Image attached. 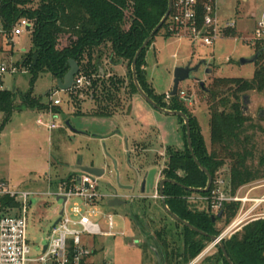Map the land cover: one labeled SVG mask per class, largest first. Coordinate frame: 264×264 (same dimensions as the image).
Returning <instances> with one entry per match:
<instances>
[{"label":"rangeland","instance_id":"374dc122","mask_svg":"<svg viewBox=\"0 0 264 264\" xmlns=\"http://www.w3.org/2000/svg\"><path fill=\"white\" fill-rule=\"evenodd\" d=\"M263 11L264 0H224L223 4L220 1L217 9L219 22L234 21L235 26L232 28L234 33L227 35L223 33L213 44L206 45L202 42L193 44L187 38L166 37L161 29L145 50L148 62L147 83L155 92L153 84L165 100L169 99L174 68L199 64L197 70L192 73V79L179 82L178 94L185 93L186 99L181 101L188 112L197 119L207 147L210 146L209 98L199 83L204 82L207 89L216 77L246 79L252 77L255 63L242 65L239 59L250 58L255 54L254 44L246 39L252 36L255 21L263 16ZM30 46V31L15 37L14 43L0 39V61L17 66L15 72L4 75L3 86L15 88L17 93L31 91L32 96L43 101L47 111L52 112L36 109L15 111L3 126V115L0 113V180L20 190L43 192L41 196H30L32 204L27 213V238L31 248L40 251V247L46 243L48 233L57 217L55 213L62 208V200H55L51 193L58 190L63 182L70 183V178L78 173L75 165L80 160L83 164L105 168L104 175L98 179L96 189L100 197L95 205L99 216L95 221L99 223L102 231L108 230L103 215L111 214L114 222L113 236L82 237L90 249H94L90 261L105 264H154V254L144 249L141 244L143 242L139 243L140 235L131 219V213L140 215L150 233L162 227L174 232L170 240H175L173 246L175 248L180 246L182 240L179 234L180 226H177L175 220L163 209L155 191L138 200L127 199L124 204L114 207L107 205V196L113 189H118L120 193L138 195L139 184L136 181L135 168H138L139 163L156 159L155 165L158 170H162L167 163V155L160 156L165 147L183 149L182 118L158 111L138 92L131 95L132 92L127 86L130 76L126 62L125 73H115L124 79L123 87L116 96L120 103L116 113L111 117L92 116L87 112L93 108L94 103L82 94L80 89L67 91L55 89L56 79L50 72L39 73L35 82L30 84V71L19 65ZM208 68L210 73H207ZM115 69L118 73L122 72L119 67ZM71 93L78 99L72 98ZM246 94L249 103L243 104L241 99L244 113L251 117L252 124L261 128L248 130L253 137L256 155L252 163L256 164L258 155L264 151V115L261 116L263 119H259L260 110L264 111V90H250ZM56 98L60 99L59 105L52 104ZM15 103L18 104L19 100L16 99ZM74 111H79V114ZM38 118L45 122L52 120L56 127L48 130L37 123ZM152 124H159L164 128L166 141L160 140L155 128H149ZM147 138L151 140H146ZM135 142H140L136 144L137 155L133 148ZM112 159L117 161L119 183L132 184L130 191H123L117 187V175L113 169ZM228 169V164L224 165L217 172V177L228 180ZM262 180L264 178L250 183H259ZM263 191L259 188L254 190L252 195H260ZM46 192L50 195L44 194ZM240 192L243 194L244 189ZM200 195L193 193L190 196L197 199ZM193 203L198 208L205 210L207 208L200 200ZM74 205L81 206L82 198L70 197L65 204V213L72 215L71 208ZM224 225L221 221L217 222V228ZM210 245L211 241L207 242L205 248ZM211 248L216 250V246Z\"/></svg>","mask_w":264,"mask_h":264},{"label":"trees","instance_id":"16d2710c","mask_svg":"<svg viewBox=\"0 0 264 264\" xmlns=\"http://www.w3.org/2000/svg\"><path fill=\"white\" fill-rule=\"evenodd\" d=\"M167 7L168 0H0V23L8 32L18 18L26 17L29 20L31 46L19 65L30 71L31 85L41 72H50L55 79L62 78L69 68L68 60L73 59L79 65V73L91 78V84L80 89L82 94L94 103L87 113L95 117H111L119 108L120 103L116 96L123 87L124 79L115 74L107 77L100 73L103 57L107 54L113 64L126 62L130 76L127 86L132 92L131 95L135 94L137 89L132 78V60L145 38L162 19ZM198 10L201 19L202 10ZM161 29L164 36H171L168 31V19L155 35ZM224 33L232 34L234 30L228 28ZM151 41L136 61L139 85L160 107L179 110L187 115L194 155L212 176L208 192L188 189L204 188L207 176L190 154L186 127L181 119L184 147H167V163L162 173L164 177L183 186L166 183L163 188L165 203L180 219L208 235H219L236 216L239 203H225L221 215L212 220V213L198 208L196 204L188 201L187 197L193 193L208 195L217 172L226 164L229 168L228 182L232 192L247 183L264 178V151L258 155L257 163H252L256 155L252 134L248 133L250 128L259 126L251 123L252 119L244 113L241 101L242 96L250 90H264V41H256L254 44L257 60L254 62L255 69L251 78L216 77L211 86L204 90L209 98V147L205 144L197 119L188 112L184 102L178 96H171L166 101L162 94L154 92L147 83L143 66L145 50ZM35 54L37 57L34 60ZM72 94V98L78 99ZM16 99L19 100L18 104L15 103ZM44 104L40 99L33 97L31 91L17 93L11 88L0 89L2 126L10 120L15 111H47ZM74 113L79 114V111ZM259 119L263 117L260 116ZM131 219L135 227L140 228L146 235L147 240L142 244L144 249L150 250L149 247L152 246L160 256V264H188L203 251L207 242L211 241L208 235L199 234L181 222L174 221L180 226L179 234L182 237L180 246L175 248V240H170L175 233L171 230L162 227L148 234L138 215L131 214ZM220 221L225 225L217 228V222ZM222 242L233 264H264V219L244 224ZM201 264L229 263L216 246L215 253L205 257Z\"/></svg>","mask_w":264,"mask_h":264},{"label":"built area","instance_id":"2783aa9c","mask_svg":"<svg viewBox=\"0 0 264 264\" xmlns=\"http://www.w3.org/2000/svg\"><path fill=\"white\" fill-rule=\"evenodd\" d=\"M220 0H171V10L167 17L168 31L171 36L187 38L193 44L202 42L206 45L213 44L216 39L222 37L228 28H234V21L220 23L217 9ZM202 10V18L199 19L198 9ZM262 17L255 21L252 36L247 41L255 44L256 41H264V11ZM28 27V28H27ZM30 22L26 17L18 18L7 30L0 23V39L14 43V38L25 31H30ZM24 50V49H23ZM17 66L0 61V89H4L2 79L8 72H15ZM91 84V78L78 73L74 77V85L70 90L83 89ZM180 99H186L185 93L178 94ZM53 105H59L60 99L56 98ZM52 113L50 110L47 111ZM37 123L51 130L56 127L54 121L45 122L41 118ZM69 184L63 182L58 190L52 192L55 200L62 197V208L58 210L56 219L48 233L45 244L40 251L32 249L27 238L28 209L32 204L30 196H41V191L20 190L10 186L8 182L0 180V264H105L90 261L94 249H90L88 243L83 240L88 236H113L114 225L112 215H103L108 230L102 231L95 218L99 217L95 205L99 199L96 193L98 178L86 173L74 174ZM264 190V180L259 183H247L234 192L231 191L228 180L216 177L213 187L208 195L197 199L188 196L190 202L200 200L207 206L206 210L216 215L224 207L225 203H239L236 216L218 236L223 240L230 237L244 224L264 219V191L260 195H252L257 189ZM156 189V188H155ZM244 189L243 194L241 190ZM44 194L50 195L49 192ZM156 196L159 197L157 190ZM72 196L81 197L82 205H74L71 208L72 215L65 213V204ZM119 197L116 193L107 196L108 199ZM57 200V201H59ZM83 207L88 208L84 210ZM62 211V213H60ZM211 247L216 246V241L211 242ZM192 264V263H189Z\"/></svg>","mask_w":264,"mask_h":264},{"label":"water","instance_id":"95a60500","mask_svg":"<svg viewBox=\"0 0 264 264\" xmlns=\"http://www.w3.org/2000/svg\"><path fill=\"white\" fill-rule=\"evenodd\" d=\"M171 10V0H168V7L167 10L165 12V14L163 15L162 19L158 22V24L151 30V32L149 33V35L145 38V40L143 41L142 45L137 49L134 58L132 60L131 63V72H132V78H133V82L134 85L137 89V92L150 104L152 105L154 108H156L158 111L167 113V114H172V115H178L179 117H181L184 120V124L186 127V141H187V146L188 149L190 151V154L194 160V162L196 163V165L206 174L207 176V182H206V186L204 188H188L190 190L193 191H197V192H208L212 183V176L209 173V171L203 167L198 159L196 158V156L194 155L193 149H192V145H191V138H190V126H189V120L188 117L185 113H183L182 111L179 110H169V109H165L160 107L159 105H157V103H155L144 91L143 89L140 87L139 82L137 80V76H136V61L140 55V53L143 51V49L148 45V43L151 41L152 37L155 35V33L158 31V29L162 26V24L164 23V21L167 19L169 13ZM28 28V27H27ZM37 54L34 55V60L36 59ZM257 60V54L252 55L250 58H245V57H241L239 59L240 64H245V63H254ZM68 64H69V68L66 71V73L63 75L62 78H58L56 79V86L55 89H60L62 91H67L70 90L72 88V86L74 85V77L79 73V65L78 63L73 60V59H69L68 60ZM199 67L198 65L195 66H191L190 64H187L185 66H177L174 68L173 70V80H172V86H171V90L169 92V95L174 96L177 94V90H178V84L179 82L186 80V79H192L193 75L192 73L194 71L197 70V68ZM207 73H210V69H207ZM200 87L202 89L205 90L204 87V82H200L199 83ZM7 90L10 89V87L6 88ZM11 90L14 91V88H11ZM242 100H243V104H247L249 103V97L247 94H244L242 96ZM243 110H244V105H243ZM259 115L262 116L264 115V111L260 110ZM108 155V154H107ZM113 161V169L116 172L117 175V187L119 189H128V186L125 185H121L119 183V172L117 169V161L115 159H112ZM75 169H77L80 173H86V174H90L92 176H95L97 178H100L104 175L105 173V168L104 167H98V166H91V165H85L82 164V162L80 160L77 161L76 165H75ZM154 173H155V169H150L148 174L146 175V178L144 179L143 184L146 186V188L142 189V191H146L149 192L150 190H154ZM166 183H173L179 186H183L182 184H180L179 182L170 179V178H162L160 179L159 183H158V193H159V198L161 199V204L163 209L166 211V213L175 221H179L181 222L183 225H185L186 227H188L190 230L196 231L199 234L202 235H208L207 233L199 230L198 228L194 227L193 225H191L190 223H188L185 220L180 219L177 215H175L173 212H171L169 210V208L167 207L165 200H164V195H163V188L164 185ZM114 190V189H113ZM57 200H59V197H57ZM62 200H65L64 197H62ZM125 201L123 199H120L119 197H112L110 199H108L107 201V205L110 207H114L116 205H120V204H124ZM60 213H62V211H60ZM221 215V211H219L216 215H212V220L215 219L216 216H220ZM209 238L211 239V241H216V246L220 248V250L223 253L224 258L226 259V261L229 264H233L230 260V258L228 257L223 242L221 239L218 238L217 235H208ZM150 251L153 252V254L155 255L156 261L158 264H160V256L157 253V251L150 246L149 247Z\"/></svg>","mask_w":264,"mask_h":264},{"label":"flooded vegetation","instance_id":"af4514ba","mask_svg":"<svg viewBox=\"0 0 264 264\" xmlns=\"http://www.w3.org/2000/svg\"><path fill=\"white\" fill-rule=\"evenodd\" d=\"M170 92V91H169ZM178 95V90H177V94L174 95V96H177ZM171 95H169L168 93V98L170 99ZM179 98V97H178ZM169 99H166L167 101ZM180 99V98H179ZM184 124V120L182 122ZM167 147H165L164 151L161 152L160 156H163L164 155H167L166 154V150H167ZM156 160V159H155ZM155 160L151 161V162H140L139 165H138V168H135V171H136V181L137 183L139 184V194L138 195H132V194H129V193H120L118 191V189H114L112 193H116L118 195H120V199H123L124 201H126L127 199H133V200H138V198H141V197H146L148 196L151 192L157 190L158 192V183L160 181V179L164 178V175L162 173V170H158L157 166L155 165ZM142 164H144L143 166H141ZM92 166V165H91ZM150 169H155V173H154V190H150L149 192H146V191H142V189L146 188V186L143 184L144 182V179L146 178V175L148 174L149 170ZM76 171H78L76 169ZM79 172V171H78ZM143 172V173H142ZM142 173V174H141ZM99 179V178H98ZM121 185H125V186H128L129 188L128 189H122L123 191H130L133 187L132 184H121ZM156 188V189H155ZM159 194V193H158ZM133 214V213H131ZM140 217L139 214H136ZM141 218V217H140ZM144 230L147 231V233L149 234L150 232L148 231V228H147V224L144 223ZM136 230L138 231L139 235H140V239H139V242H143L141 244H144V242L147 240L146 239V235L141 231V229L137 228L136 227ZM143 237H145V239H143ZM142 239V240H141ZM195 259V258H194ZM193 259V260H194ZM191 262V261H190Z\"/></svg>","mask_w":264,"mask_h":264},{"label":"crops","instance_id":"0c3cea01","mask_svg":"<svg viewBox=\"0 0 264 264\" xmlns=\"http://www.w3.org/2000/svg\"><path fill=\"white\" fill-rule=\"evenodd\" d=\"M221 1V4H223L224 3V0H220ZM172 37H175V36H172ZM107 55V54H106ZM104 56L103 57V59H102V62H101V66H100V68H99V71H100V73L102 74V75H105V76H110V75H113V74H115V73H117V74H124L125 73V71H126V67H125V63H123V62H118L117 64H113V63H111V59H110V57L107 55V56ZM117 67H119V68H121V70H122V72L121 73H118L117 71H116V69L115 68H117ZM143 68H144V70H145V72H146V75H148L147 74V69H148V62H147V60H146V57H145V64H144V66H143ZM105 70V71H104ZM151 84H152V82L151 81H149ZM152 87L154 88V90H155V92L156 93H158V94H162V93H160V92H158V91H156V89H155V87L153 86V84H152ZM170 87H171V85H170ZM170 89V88H169ZM14 90H15V88H14ZM161 112V111H160ZM162 113H164V112H162ZM165 114H167V113H165ZM149 126V125H148ZM149 128L150 129H154L155 128V130L157 131V136L160 138V140H162V141H166V132H165V130H164V128L163 127H160L159 126V124H152V125H150L149 126ZM148 136V135H147ZM148 137H151V136H148ZM99 138H101V137H99ZM146 140H151V139H146ZM137 143H140V142H135V143H133L134 145H133V148H134V152L136 153V155L138 154L137 153ZM145 152L147 151V149H145L144 150ZM83 164V163H82ZM85 165H92V166H96V165H93V164H85ZM98 166V165H97ZM98 167H100V166H98ZM161 200V199H160ZM212 242V241H211ZM140 243V242H139ZM216 251V250H215ZM215 251L214 250H212V248H211V246H208L207 248H205V250H203L194 260H192L190 263H192V264H201V262L203 261V259L205 258V257H208V256H210V255H212L213 253H215ZM154 257H155V255H154ZM154 264H158L157 263V261H156V258H155V263Z\"/></svg>","mask_w":264,"mask_h":264}]
</instances>
